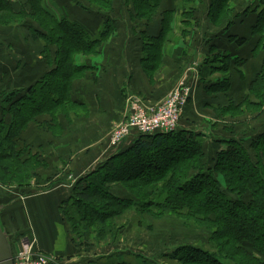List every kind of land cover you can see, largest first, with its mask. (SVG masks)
Returning a JSON list of instances; mask_svg holds the SVG:
<instances>
[{"label":"trees","instance_id":"trees-1","mask_svg":"<svg viewBox=\"0 0 264 264\" xmlns=\"http://www.w3.org/2000/svg\"><path fill=\"white\" fill-rule=\"evenodd\" d=\"M83 1L105 16L103 29L92 37L82 26L66 19H55L45 10L43 0H28V9L20 5L18 11L10 0H0V28L33 19L39 30L30 28V32L44 43L43 59L48 62L46 74L32 86L1 95L0 141L3 140L6 147L0 149V183L5 186L14 184L17 174L11 170L10 164H2L1 161H14V158L26 155L21 136L29 124L37 122L47 127H58V116L71 106L72 84L88 70L75 64V56H95L113 31L109 14L113 12L114 0ZM125 1L134 4V20L150 24L165 0ZM203 1L178 2L176 8L181 11L185 23L195 18L196 3ZM229 1L209 0L207 9V19L212 27L225 33H230L233 26ZM249 12L255 15L250 28L251 36L256 38L253 53L264 54V0L250 5L243 16H248ZM174 14V9L163 11L158 36L150 38L143 35L141 38V66L150 78L160 67L164 49L171 41ZM227 40L238 47L248 42L231 35ZM214 60L220 65L209 66L210 71L226 74L230 58L217 56ZM225 81L211 85L208 91H229V84ZM249 95L255 97V105L245 100L238 106L231 104L222 112L235 115L241 107L262 106L264 60L252 80ZM61 107L62 110L58 111ZM41 117L44 118L42 122L38 120ZM134 138L131 147L105 161L97 171L81 178L73 186L72 195L68 198L74 206L73 214L66 210L68 215H72L69 217L71 234L88 242V236L99 228L98 241H102V235L118 237L124 229L117 228L115 220L130 210L138 209L160 218H175L206 232V244H180L162 253L170 262L264 264V132L250 144L254 159L242 144L223 140L219 143L225 148L205 159L203 138L177 129L169 134L134 135ZM29 156L26 155L25 162H30ZM113 184L120 186L127 196L120 198L112 194L110 186ZM64 205L59 209L65 210ZM0 206H3L2 202ZM64 215L67 216L66 213ZM118 257L122 258V255ZM139 258L137 255L140 264L154 263L143 259L141 262Z\"/></svg>","mask_w":264,"mask_h":264},{"label":"crops","instance_id":"crops-1","mask_svg":"<svg viewBox=\"0 0 264 264\" xmlns=\"http://www.w3.org/2000/svg\"><path fill=\"white\" fill-rule=\"evenodd\" d=\"M53 1L58 10L64 13L66 20L88 30V21L92 19L89 5L80 2L72 5L73 1L68 0L69 6H61L57 0ZM179 1H175V14L171 25L173 33L170 43L163 52L162 68L152 78L143 72L141 66V38L143 35L157 37L161 19H155L150 24L134 20L132 17L134 7L128 1L124 2L125 7L132 8L128 13L132 22L128 32L118 34L112 31L95 56L81 54L75 56V64L88 69L85 74L83 73V77L71 86L69 100L71 106L76 108V112L70 116L61 114L57 118L64 139L67 137L66 141L60 139L52 141L49 138L47 145L49 149L51 146H58L57 151L50 150L63 154L61 157L64 161H60L63 165H59L58 168L61 171L60 175L63 173L65 179H62L60 187L51 189L47 198L41 197L43 194H34L27 206L12 209L10 203L1 206L3 208L0 212L1 227L12 242L17 236L32 230L37 249L50 256L53 264H120L121 260L129 264L133 256L140 255L134 251V247L129 246L128 240H121L113 246H93L86 241L73 239L61 217L63 215H60L58 210L64 204V199L67 200L72 195L73 186L77 181L97 171L105 161L133 145L134 136L126 138L118 147H111L108 141L113 128L126 117L129 99L142 101L148 108L158 107L181 79L188 80V84L193 86V92L180 117L177 131L199 134L203 138L205 159L209 155L215 156L225 148L219 143L221 140L242 144L254 159L250 144L264 132V127L259 128L258 124L254 125L255 123L247 127L250 117H246L244 128L228 130L222 123L225 119L232 121L236 116L226 117L222 110L231 104L241 105L245 100H248L250 105H255L256 99L249 95V91L255 74L262 66L264 54L253 53L256 38L251 36L252 23H247L250 14L248 16L243 14L250 5L260 0L247 2L249 4L242 13L244 18L237 23L236 19L234 20L230 29L231 34L216 29L209 23L207 19L209 0L207 2L204 0L201 4L196 3L197 13L200 12V6H206L205 17H196V13L195 18L186 20L187 23L181 11L176 8ZM169 7L171 6H167L165 10H172ZM94 9L101 14L97 8ZM115 9L114 3L113 11ZM103 18L98 23L95 20V29L88 30L91 37L103 29ZM228 35L244 38L248 42L238 47L234 42H228ZM137 36L141 40L140 48H131L129 42H137ZM3 39L5 37L1 36L0 40ZM17 49L20 51L19 47ZM5 55L1 48L0 61ZM217 56L230 58V68L224 75L217 70L210 71L212 65H220L213 62ZM31 69L32 71L28 70V73L32 75V79H28L23 73L20 81L4 84L1 95L14 89L29 88L46 74V70H39L37 65ZM224 81L229 84V91L225 93L208 91L211 85ZM1 86L0 83V88ZM207 113L209 117L205 116ZM110 187L111 193L115 196L120 198L127 196L120 186L113 184ZM17 247L15 243L11 244L12 252L16 251ZM119 255H122V258L118 257Z\"/></svg>","mask_w":264,"mask_h":264},{"label":"rangeland","instance_id":"rangeland-1","mask_svg":"<svg viewBox=\"0 0 264 264\" xmlns=\"http://www.w3.org/2000/svg\"><path fill=\"white\" fill-rule=\"evenodd\" d=\"M12 3H14L13 7L16 11H18L19 6L23 5L28 9L27 1L28 0H10ZM44 1V8L47 10L50 14H52L55 19L62 20L65 19L64 13L60 12L58 10V6L53 4V0H43ZM72 5L76 4L77 2H80L81 4H86L88 6L89 4L83 0H72ZM175 1L176 0H166L164 4H162L161 9L159 10V13L156 20H160L161 13L165 10L167 6H171L169 8L174 9L175 8ZM249 0H230L229 1V9L231 12L232 23L234 24V20L236 19V23L239 22L241 18H244L242 16V13L246 9L249 3H247ZM125 0H114L116 9L112 12V14L109 15V18H112L114 21V28L113 33H124L128 32V29L132 27V22H130L128 13L132 11L131 7H125L124 4ZM207 2V0H206ZM57 3L61 6H69L70 2L68 0H57ZM132 3V2H131ZM134 7V4L132 5ZM91 12H92V19L88 21L89 28L88 30L95 29L96 22H100L103 18V16L96 12L93 6H90ZM200 12L197 13L196 17H205V5L200 6ZM180 13V12H179ZM250 14V12H249ZM237 17H239L237 19ZM235 18V19H234ZM32 19V18H31ZM105 19V16L104 18ZM154 19V20H155ZM33 20V19H32ZM29 19H26L23 22H17V23H11V26L9 28H0V37L3 36L5 39L0 40V49L2 48L3 54L5 53V57L1 58L0 61V95L1 92L4 90L3 85L10 84L15 81H20L22 79V76L26 74L28 76V79H32V75L28 73V70L32 71L31 67L39 68V70H47V61L43 59L44 57V43L42 40L36 39L31 34V29H38V26L34 21ZM35 20V19H34ZM255 20V15L250 14L248 17L247 23H253ZM36 21H38L36 19ZM70 21V20H69ZM99 25V24H98ZM137 26L140 28L142 25L136 23ZM29 27V28H28ZM136 27V26H135ZM31 28V29H30ZM32 29V30H33ZM42 33V32H41ZM121 35V34H120ZM115 39H117L115 37ZM111 43V42H110ZM17 44V45H16ZM141 40L140 37L137 36V42L131 41L129 42V46L131 48H140ZM19 47L20 51L17 49ZM75 60V58H74ZM36 62V63H34ZM162 68V62L160 64V67L158 70H156L153 75H156V73ZM24 73V74H23ZM35 78V77H34ZM58 88V87H57ZM52 96V94H50ZM255 98V97H253ZM1 100V99H0ZM259 100V99H258ZM262 102V106L258 107H248L247 109L245 107H241L239 112L235 113V118L231 121L226 120L224 123H222V126L228 128V130H239L246 126V117L247 118H253L254 120H251L249 118L247 127L249 125H257L259 128L264 127V100H260ZM164 102V100H163ZM140 105L144 106L146 105L140 101ZM58 111L62 110L61 108L57 109ZM74 112H76V108L73 106H70L68 109L63 112V114H66L67 116L72 115ZM241 112V114H239ZM261 112V113H260ZM239 114V115H238ZM263 114V115H261ZM226 117H229L230 115L225 114ZM261 115V116H260ZM205 116L209 117V113H207ZM206 117V118H207ZM43 117L39 118L40 122L43 121ZM235 121V122H234ZM261 122H263L261 124ZM46 123V122H45ZM47 124V123H46ZM120 123H117L116 126H118ZM114 129V128H113ZM112 133V132H111ZM111 137V134H110ZM110 137L109 140L110 141ZM23 138V141L25 143V154L30 158V162H25L26 155L20 156L18 158H14V161H11L10 159H7L6 161H1L2 164H10L12 166V171L17 174V183L18 184H11L9 186H5L0 183V202H2V205H8L10 203V209L12 208H21V206H27L30 204V198L34 194H43L41 197L47 198L50 195V191L52 188L60 187L62 185V179H65V176L63 173L60 175V169L58 168L59 165H63L62 162L64 161L61 156L63 154L61 153H53L52 150L54 149L57 151L59 148L58 146H51L49 149L47 147L49 138L53 140H59L60 141H66V138L63 137V131L59 127L52 128L47 127V125H41L36 123L29 124L27 128L23 131V134L21 136ZM41 143V144H39ZM3 146L6 147L4 144V141H0V149H3ZM14 146V144H13ZM11 147V146H10ZM13 151H15V147L11 148ZM9 154V153H7ZM40 156V158H39ZM32 159V161H31ZM70 160V159H69ZM24 162V163H22ZM57 165V166H56ZM63 175V176H62ZM68 177V176H67ZM66 177V179H67ZM65 201V210L59 209L58 212L61 216L64 223L68 226L69 230H72V222L69 220V217L72 216L74 206H72V203L68 202V199H64ZM8 203V204H7ZM66 210H70L71 214L68 215ZM75 211V210H74ZM67 214L65 216L64 214ZM154 213V212H153ZM49 215V214H48ZM65 216V217H64ZM52 219V216H50ZM71 218V217H70ZM117 228L124 229L122 233H120V236L114 237V236H106L102 235V241H98L97 239V232L100 230L99 228L96 230V233H91V236H88L89 240L88 243L93 246H113L117 242L121 240H128L129 246L134 247V251L136 253L140 254L139 260L142 262V259L145 261H153V264H176L174 262H170L167 257H163L162 253L166 252L167 250L173 248L174 246L180 245V244H198L203 245L206 244V232L204 230H196L192 227H189L188 225H185L180 220H177L172 217H157L150 213H144L143 211H140L138 209L136 210H130V212H127L126 215L122 218H118L115 220ZM1 224V222H0ZM95 231L96 226L93 227ZM116 228V229H117ZM30 231V230H29ZM34 233L32 230L28 233L22 234L17 236L15 239H23L21 242H18L16 245L20 247H23L28 243L24 238L27 236H30L31 239L35 236H33ZM73 236V239H77L75 234H71ZM23 243V244H22ZM111 250V249H110ZM143 255V256H141ZM136 256L132 257V261L129 262V264H140V262L137 261ZM161 256V257H160ZM146 257L147 259H145Z\"/></svg>","mask_w":264,"mask_h":264},{"label":"built area","instance_id":"built-area-1","mask_svg":"<svg viewBox=\"0 0 264 264\" xmlns=\"http://www.w3.org/2000/svg\"><path fill=\"white\" fill-rule=\"evenodd\" d=\"M187 81L186 78L181 79L176 88L166 96L164 102L155 108H145L140 105L139 100L130 98L127 115L112 130L109 145L118 147L126 138L134 135L154 136L175 131L193 92V86ZM195 81L198 82V80ZM24 239L28 243L24 247L19 245L17 250L12 252L13 264H53L50 256L37 249L34 237L31 239L27 236ZM22 240L16 239L12 242L10 238V246Z\"/></svg>","mask_w":264,"mask_h":264},{"label":"water","instance_id":"water-1","mask_svg":"<svg viewBox=\"0 0 264 264\" xmlns=\"http://www.w3.org/2000/svg\"><path fill=\"white\" fill-rule=\"evenodd\" d=\"M0 206V212L2 211ZM0 264H13L9 235L0 224Z\"/></svg>","mask_w":264,"mask_h":264}]
</instances>
